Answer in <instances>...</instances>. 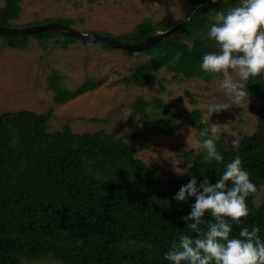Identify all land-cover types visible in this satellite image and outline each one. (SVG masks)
Wrapping results in <instances>:
<instances>
[{
	"label": "trees",
	"instance_id": "obj_1",
	"mask_svg": "<svg viewBox=\"0 0 264 264\" xmlns=\"http://www.w3.org/2000/svg\"><path fill=\"white\" fill-rule=\"evenodd\" d=\"M22 0H3L0 25L24 26L57 21L73 26L72 18H48L40 22L16 24ZM239 0H221L201 10L180 24L162 41L144 49L149 57L129 69L120 81L141 86L156 77L160 67L184 77L210 79L215 74L201 68L204 54L217 51L207 35L217 11L236 6ZM199 4L194 1L187 15ZM177 21L144 17L122 33L112 34L125 42H136L147 35L165 30ZM189 38V44L184 40ZM0 39L13 49H23L32 39L45 47L52 40L66 48L77 38L53 29L28 33H0ZM106 49L116 48L97 41ZM121 49V48H119ZM125 54L133 51L121 49ZM99 84L85 80L75 89L67 87L61 73L51 69L47 87L55 103L66 102ZM249 100L256 104V127L242 133L239 148L219 136L217 151L222 162L205 160L202 148L181 149L188 164L186 177L166 178L163 171L154 172L135 156L132 143L151 146L142 132L118 135L116 130L76 132L65 123L50 131V111L30 109L0 113V264H33L32 260L50 258L55 264H170L165 254L181 235L195 236L182 219L191 211L194 197L177 201L174 196L182 185L195 176L197 187L205 178L215 184L227 163L236 156L249 173L256 189L264 187V73L245 82ZM135 114L150 119L161 133L175 130L179 121L188 117L198 126V141L203 129L201 110L173 111L163 101L137 96L131 105ZM94 121L104 119L92 118ZM231 187V182H228ZM249 215L233 222L230 238L237 237L242 227L258 226L264 240V190L259 205L254 193L246 199ZM209 213L199 227L207 230ZM186 264V262H182Z\"/></svg>",
	"mask_w": 264,
	"mask_h": 264
},
{
	"label": "rangeland",
	"instance_id": "obj_2",
	"mask_svg": "<svg viewBox=\"0 0 264 264\" xmlns=\"http://www.w3.org/2000/svg\"><path fill=\"white\" fill-rule=\"evenodd\" d=\"M194 1L204 0H22V11L16 24L40 22L48 18H72L73 27L85 32L122 33L141 22L144 17L177 21L187 15ZM3 0H0V7ZM184 40L191 43L189 38ZM149 56L142 51L125 54L119 48L106 49L97 41L83 42L77 38L66 48L50 40L45 47L32 39L27 47L13 49L0 39V113L19 109L36 112L50 111V131L70 124L76 132H94L100 129L116 130L126 136L142 132L151 146L144 148L128 141L135 156L143 159L154 172L163 171L166 178L187 176L188 164L183 161L181 149H197L198 126L184 117L177 128L161 133L149 118L135 114L131 108L137 96L147 100L163 101L173 111L201 110L203 128L211 123L221 124L220 136L228 142L239 139L242 133H252L256 127V104L245 101L228 110L210 114L207 106L231 100L220 89V74L210 79L187 78L160 67L156 77L147 85L123 83L120 78L129 69ZM57 69L67 87L75 89L85 80L99 84L63 103H55L47 87V75ZM246 81L243 83L245 84ZM92 118L104 119L94 121ZM226 128V131L224 130ZM264 187L254 193L259 205ZM33 264H55L50 258L32 260Z\"/></svg>",
	"mask_w": 264,
	"mask_h": 264
},
{
	"label": "clouds",
	"instance_id": "obj_3",
	"mask_svg": "<svg viewBox=\"0 0 264 264\" xmlns=\"http://www.w3.org/2000/svg\"><path fill=\"white\" fill-rule=\"evenodd\" d=\"M207 35L215 42L217 51L204 54L200 68L205 73L221 75L219 87L231 100V103L209 104L207 111L213 114L249 101L243 82L264 73V0H239L236 6L217 11ZM221 131L219 123H211L209 128L200 131L198 147L206 152L205 160L223 161L216 147ZM232 145L238 149L239 139L234 138ZM256 191L239 156L226 164L215 184L205 178L197 187L193 176L180 187L174 199L195 198L190 213L182 217L195 236H179L178 242H172L165 259L170 264H264V240L258 235V226L251 230L242 227L237 237L230 238L233 222L239 225L241 218L249 215L246 199ZM206 213L211 219L205 231L199 226L204 223Z\"/></svg>",
	"mask_w": 264,
	"mask_h": 264
},
{
	"label": "water",
	"instance_id": "obj_4",
	"mask_svg": "<svg viewBox=\"0 0 264 264\" xmlns=\"http://www.w3.org/2000/svg\"><path fill=\"white\" fill-rule=\"evenodd\" d=\"M219 1L221 0H216V2H219ZM212 4H214L212 0H204L200 2L199 4H197L196 7L185 18H183L181 21H179L175 25L165 30L151 33L147 35L146 37L142 38L141 40L132 42V43L122 41L112 34L110 35V34L98 32V31H94V30L90 32H85L71 25L62 24L57 21H47L44 23H35V24L24 25V26L0 25V33H28V32L41 31L44 29H53V30L60 32L61 34L70 35V36L79 38L83 42L104 41L108 44L113 45L116 48L126 49L130 51H143L144 49H147L155 45L156 43L162 41L167 35L173 32L180 24L184 23L187 20L192 19L201 10H203L204 8Z\"/></svg>",
	"mask_w": 264,
	"mask_h": 264
}]
</instances>
